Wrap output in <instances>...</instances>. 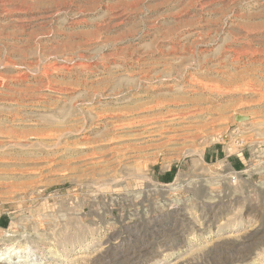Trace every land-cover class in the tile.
Listing matches in <instances>:
<instances>
[{"label":"rangeland","instance_id":"rangeland-1","mask_svg":"<svg viewBox=\"0 0 264 264\" xmlns=\"http://www.w3.org/2000/svg\"><path fill=\"white\" fill-rule=\"evenodd\" d=\"M10 248L264 264V0H0Z\"/></svg>","mask_w":264,"mask_h":264},{"label":"bare ground","instance_id":"bare-ground-1","mask_svg":"<svg viewBox=\"0 0 264 264\" xmlns=\"http://www.w3.org/2000/svg\"><path fill=\"white\" fill-rule=\"evenodd\" d=\"M23 249H16V248H10L9 250H5V251H0V259H2V261L6 260L7 262L13 263V262H17L21 263V257H22V253H23ZM24 254V253H23ZM25 258V257H24Z\"/></svg>","mask_w":264,"mask_h":264},{"label":"built area","instance_id":"built-area-1","mask_svg":"<svg viewBox=\"0 0 264 264\" xmlns=\"http://www.w3.org/2000/svg\"><path fill=\"white\" fill-rule=\"evenodd\" d=\"M230 178H231V181H232V183H234L236 180V176H235V174H232L231 176H230Z\"/></svg>","mask_w":264,"mask_h":264}]
</instances>
